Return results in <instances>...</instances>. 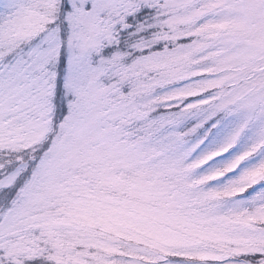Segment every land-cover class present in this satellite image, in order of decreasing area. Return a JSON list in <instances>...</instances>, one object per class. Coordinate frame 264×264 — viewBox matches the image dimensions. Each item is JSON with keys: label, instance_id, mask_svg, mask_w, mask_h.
Here are the masks:
<instances>
[{"label": "snow or ice", "instance_id": "6c2138e0", "mask_svg": "<svg viewBox=\"0 0 264 264\" xmlns=\"http://www.w3.org/2000/svg\"><path fill=\"white\" fill-rule=\"evenodd\" d=\"M0 264H264V0H0Z\"/></svg>", "mask_w": 264, "mask_h": 264}]
</instances>
